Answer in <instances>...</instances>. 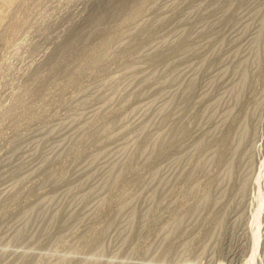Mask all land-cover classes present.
Wrapping results in <instances>:
<instances>
[{"label": "rangeland", "instance_id": "rangeland-1", "mask_svg": "<svg viewBox=\"0 0 264 264\" xmlns=\"http://www.w3.org/2000/svg\"><path fill=\"white\" fill-rule=\"evenodd\" d=\"M1 4L0 264H264V0Z\"/></svg>", "mask_w": 264, "mask_h": 264}, {"label": "bare ground", "instance_id": "bare-ground-1", "mask_svg": "<svg viewBox=\"0 0 264 264\" xmlns=\"http://www.w3.org/2000/svg\"><path fill=\"white\" fill-rule=\"evenodd\" d=\"M7 1L11 2V0H3V2H6V4H7ZM0 2H2V0H0ZM3 2H2V4H3ZM0 4H1V3H0ZM2 4H1V5H2ZM6 4H4V5H6ZM10 4H11V3H10ZM10 4H8V6H9ZM6 6H7V5H6ZM8 6H7V8H8ZM9 7H10V6H9ZM1 8H2V7H1ZM2 10H3V12L0 10L1 13H4V9H3V8H2ZM8 12H9V11H8ZM4 14H5V13H4ZM7 15H8V13H7ZM7 15H6V16H7ZM0 16H1V15H0ZM8 16H9V15H8ZM0 18H1V19H0V22H1L2 17H0ZM19 18H20V17H19ZM14 20H16V19H14ZM14 20H13V23H14ZM16 21H17V20H16ZM16 21H15V23H16ZM18 21H20V20L18 19ZM11 23H12V22H11ZM11 23H10V24H11ZM17 24H18V23H17ZM12 25H14V24H12ZM12 25H11V26H12ZM15 26H16V24H15ZM12 28H13V26H12ZM9 29H10V28H9ZM11 33H12V32H11ZM11 33H10V34H11ZM8 35H9V34H8ZM8 37H9V36H8ZM7 40H8V39H7ZM7 40H6V41H7Z\"/></svg>", "mask_w": 264, "mask_h": 264}]
</instances>
